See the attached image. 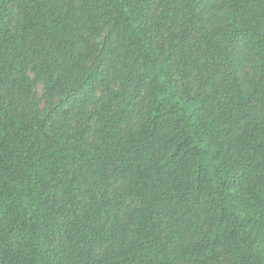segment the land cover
<instances>
[{
    "label": "trees",
    "instance_id": "1",
    "mask_svg": "<svg viewBox=\"0 0 264 264\" xmlns=\"http://www.w3.org/2000/svg\"><path fill=\"white\" fill-rule=\"evenodd\" d=\"M0 264H264V0H0Z\"/></svg>",
    "mask_w": 264,
    "mask_h": 264
},
{
    "label": "rangeland",
    "instance_id": "2",
    "mask_svg": "<svg viewBox=\"0 0 264 264\" xmlns=\"http://www.w3.org/2000/svg\"><path fill=\"white\" fill-rule=\"evenodd\" d=\"M224 15L225 14H223L221 16L223 17ZM33 90H34V93L37 97V100H39V109H41V110L44 109L45 108V100L42 99L43 90H44L43 85L35 84ZM99 94L100 93L98 92L96 94V96H99Z\"/></svg>",
    "mask_w": 264,
    "mask_h": 264
}]
</instances>
